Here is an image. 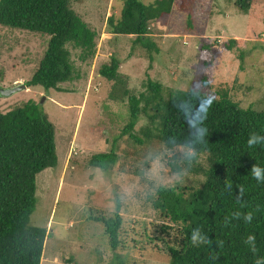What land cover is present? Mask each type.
Wrapping results in <instances>:
<instances>
[{
	"label": "rangeland",
	"instance_id": "rangeland-1",
	"mask_svg": "<svg viewBox=\"0 0 264 264\" xmlns=\"http://www.w3.org/2000/svg\"><path fill=\"white\" fill-rule=\"evenodd\" d=\"M235 1L175 0L169 14L149 22V38L158 47L151 51L152 60L144 48L133 46V36L108 32L107 18L119 16L123 0L72 1L71 8L97 32L96 52L82 61L79 49L67 45L78 77L60 84L66 91L26 85L49 35L0 25V88L25 85L0 95V111L31 100L55 127L57 164L36 175L29 218L30 225L47 230L41 264H168L162 241L146 235V228L163 221L149 196L158 186H174L179 177L192 184L193 176L170 173L169 151L154 142H134L122 132L127 100L119 99L121 85L102 77L99 68L115 56L121 80L135 93L144 90L149 76L164 92L198 88L216 98L225 92L242 106H255L264 95V3L244 13ZM228 38L238 40L231 50L219 46ZM147 122L140 117L131 132L138 133ZM111 148L117 154L112 168L89 165L91 154ZM117 203L121 243L112 251L96 217L111 216Z\"/></svg>",
	"mask_w": 264,
	"mask_h": 264
},
{
	"label": "trees",
	"instance_id": "trees-1",
	"mask_svg": "<svg viewBox=\"0 0 264 264\" xmlns=\"http://www.w3.org/2000/svg\"><path fill=\"white\" fill-rule=\"evenodd\" d=\"M72 1L82 0H0V25L49 35L27 86L66 91L60 84L78 77L69 44L79 49L82 61L94 56L97 32L71 8ZM174 2L123 0L119 16L107 18L108 32L133 36V46L144 48L152 60L151 51L158 52V47L149 38V22L169 14ZM257 3L264 0L235 1L244 13ZM237 42L228 38L219 46L231 50ZM211 61L206 62L210 65ZM119 65L120 60L111 56L99 74L121 85L117 95L127 100L128 121L122 132L134 142L162 146L169 151L165 155L170 173L194 179L189 184L179 177L174 186H158L149 196L163 221L146 228V235L162 241L168 264H264V182H257L251 174L253 164L264 168V144H247L251 133L264 135V95L255 106H242L225 92L219 98L198 88L164 92L163 85L149 76L142 83L144 90L135 93L121 80ZM117 95L111 94V98L118 99ZM209 99L211 104L206 105ZM142 116L148 119L147 124L132 133ZM197 127L206 129V134L198 145L197 160L189 168L185 154L189 141L196 138ZM116 158L111 148L91 154L88 162L106 170ZM56 162L55 127L35 102L28 100L7 112L0 111V264H41L47 230L30 225L29 218L36 202V175ZM119 209L117 203L111 216L96 217L104 225L112 251L121 243ZM237 212L241 213L239 219L233 217ZM248 212L253 216L250 223L243 219ZM196 228L212 243L194 246L191 234ZM249 234L255 235V250L244 242Z\"/></svg>",
	"mask_w": 264,
	"mask_h": 264
},
{
	"label": "clouds",
	"instance_id": "clouds-1",
	"mask_svg": "<svg viewBox=\"0 0 264 264\" xmlns=\"http://www.w3.org/2000/svg\"><path fill=\"white\" fill-rule=\"evenodd\" d=\"M206 105L211 104V100L205 101ZM195 139L189 141L188 143V151L186 152V160L188 162L189 168H191L194 164V162L197 160L198 157V145L202 144L204 141V136L206 134V129L197 127L195 130ZM247 144L249 147H254L256 145L264 144V135H261L259 133H251L248 137ZM251 174L253 178L257 182H264V168L260 167L257 164H253L251 167ZM230 187V186H229ZM241 216V213H233V217L236 219H239ZM243 219L245 222L250 223L253 219L252 213L248 212L243 215ZM255 235L249 234L247 238L245 239V243L248 244L255 250ZM191 242L194 246L200 245V244H211L212 241L206 236L201 233V230L199 228L193 229L191 234Z\"/></svg>",
	"mask_w": 264,
	"mask_h": 264
},
{
	"label": "water",
	"instance_id": "water-1",
	"mask_svg": "<svg viewBox=\"0 0 264 264\" xmlns=\"http://www.w3.org/2000/svg\"><path fill=\"white\" fill-rule=\"evenodd\" d=\"M25 88L24 84H19L10 88H0V95L1 96H9L12 95L13 93Z\"/></svg>",
	"mask_w": 264,
	"mask_h": 264
},
{
	"label": "snow or ice",
	"instance_id": "snow-or-ice-1",
	"mask_svg": "<svg viewBox=\"0 0 264 264\" xmlns=\"http://www.w3.org/2000/svg\"><path fill=\"white\" fill-rule=\"evenodd\" d=\"M202 107H203V105H202Z\"/></svg>",
	"mask_w": 264,
	"mask_h": 264
}]
</instances>
